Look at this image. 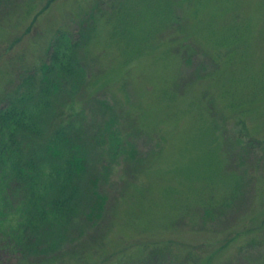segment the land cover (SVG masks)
<instances>
[{"label": "rangeland", "instance_id": "1", "mask_svg": "<svg viewBox=\"0 0 264 264\" xmlns=\"http://www.w3.org/2000/svg\"><path fill=\"white\" fill-rule=\"evenodd\" d=\"M87 21L65 108L110 131L85 172L106 214L1 255L0 201V264H264V0L0 1V102Z\"/></svg>", "mask_w": 264, "mask_h": 264}, {"label": "trees", "instance_id": "2", "mask_svg": "<svg viewBox=\"0 0 264 264\" xmlns=\"http://www.w3.org/2000/svg\"><path fill=\"white\" fill-rule=\"evenodd\" d=\"M89 22L81 32L59 28L41 63L23 72V85L16 83L0 102V201L2 208L17 205L21 213L15 226L1 231L6 236L2 240L12 245L1 255L21 254L27 245L29 252L38 251L36 245L46 231L70 235L68 225L77 216L83 224L78 229L86 237V230L106 214L109 199L99 192L100 179L85 172L90 153L101 150L110 131L98 134L92 123L85 127L84 121L76 127L68 120L71 111L65 108L64 97L86 75L81 52L83 27Z\"/></svg>", "mask_w": 264, "mask_h": 264}]
</instances>
